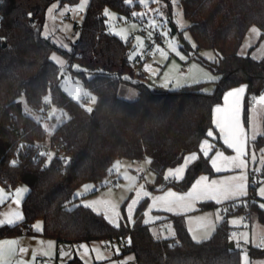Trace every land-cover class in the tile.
Masks as SVG:
<instances>
[{
  "label": "trees",
  "instance_id": "trees-1",
  "mask_svg": "<svg viewBox=\"0 0 264 264\" xmlns=\"http://www.w3.org/2000/svg\"><path fill=\"white\" fill-rule=\"evenodd\" d=\"M53 1L72 4L77 0H0V185L27 186L21 201L24 219L14 226H0V237L39 233L55 239L57 245L116 240L120 242L117 257L131 253L134 264H240V249L229 247L232 227L226 220L229 213L245 212L241 200L246 198V214L253 210L264 223V209L253 193L252 172L249 193L227 202L224 217L199 243L187 229L183 214H164L172 222L175 237L155 235L144 221L147 197L138 203L132 222L124 215L117 226L77 203L75 191L85 183L101 184L113 162L121 158L148 159L155 175L152 189L165 182L159 187L185 191L198 174H213L208 156L200 153L186 166L182 179H165L167 170L178 166L186 154L199 151L201 141L214 128L213 106L222 101L227 89L240 84L246 86L243 121L247 126L249 104L264 91V56L255 59L238 50L251 25H257L260 38L264 37V0H180L196 51L208 47L217 53L213 61L196 55L218 74L210 92L202 89L203 81L159 92L135 76L128 43L107 30L103 11L108 6L130 16L136 3L89 0L78 38L67 51L42 34L45 11ZM162 1L169 5V0ZM53 50L65 53L72 72L82 76L95 97L93 112L62 90L60 67L50 58ZM74 62L78 67H72ZM123 84L136 89L134 98L121 95ZM49 95L50 104L67 117L51 131L50 146H57L47 161L46 153H34V146L29 147L45 139L46 129L17 104L23 96L26 105L42 115L46 113L43 97ZM262 126L264 132V116ZM250 142L264 146V136ZM216 146L224 147L220 141ZM217 206L207 200L198 209ZM37 218L42 221L40 231L32 226ZM258 253L259 248L249 250L250 255ZM63 264H82V260L74 254Z\"/></svg>",
  "mask_w": 264,
  "mask_h": 264
},
{
  "label": "rangeland",
  "instance_id": "rangeland-1",
  "mask_svg": "<svg viewBox=\"0 0 264 264\" xmlns=\"http://www.w3.org/2000/svg\"><path fill=\"white\" fill-rule=\"evenodd\" d=\"M89 0H77L72 4H59L53 1L49 4L45 11V17L42 25V34L48 36L58 46L63 44L64 50L70 51L72 43L78 38L79 30L78 25L82 21L83 12L86 9ZM132 5V13L130 16L120 14L111 7L106 6L108 15H105V22L107 30L128 43L129 59L133 60V68L135 76L141 77L142 80L151 86H160L169 89H176L186 84L197 83L203 81L202 89L210 92L214 88V81H210L208 76L218 77L208 66L199 60L200 55L202 58L213 61L217 58V53L208 47H201L196 51L194 39L187 29L188 21L183 15L180 0H169V5L162 0H126ZM170 25L175 29V33H171ZM256 28L258 31L253 32L252 29ZM151 33V35H149ZM164 38V42L158 41V36ZM187 36V39H185ZM147 41L152 43L149 56L139 55L141 49L145 47ZM175 42L177 47L176 52H173L170 45ZM161 52L166 55L162 56ZM238 52L242 55L249 54L255 59L264 56V37L260 38V29L257 25H251L239 46ZM55 55L58 60L63 62V67H60L61 88L69 95L75 89L80 88L87 91L90 97H94L92 92L84 85L82 76L78 72H72L69 67V58L65 53L58 50H53L50 58ZM181 56L184 59H181ZM52 60V59H51ZM53 61V60H52ZM72 67H78L77 62H74ZM215 79V80H216ZM67 89V91H65ZM120 93L127 99H132L136 96V89L133 86L123 84ZM264 95V91L253 97L257 102L259 98ZM85 107L90 108L93 106L90 98L87 102H82ZM73 99V98H72ZM20 100L23 110L42 122L46 129V137L39 142L43 148H50V134L53 128L67 117L65 111L50 103L46 113L39 114L32 111L25 103L23 96ZM77 101L76 99H73ZM78 102V101H77ZM248 110V133L252 139L253 125H255L260 132H263L262 121L259 114L249 115L250 107ZM51 113V115H50ZM243 117V114H242ZM249 159L250 170H253V182L255 184L253 193L258 200L259 205L264 203V197L259 195V190L264 187V146L256 147L253 142H249ZM52 153L47 154V161L50 160ZM253 156L255 159H253ZM148 159L132 160L129 158L117 159L113 162L111 168L114 169L115 174H108L103 182L99 185L94 183H85L79 186L75 194L79 197L88 191L96 189L95 192H89L87 202L81 203L82 205L93 206L94 211L103 214V216L113 225H119L120 220L126 216L127 220L131 222L134 217L135 209L138 203L147 196H141L143 191L151 190L153 186L155 175L149 168ZM118 165V167H117ZM168 171V170H167ZM260 174L256 176V174ZM167 176V172H166ZM116 178L118 184L113 185L112 179ZM17 190L20 194L25 195L27 186L24 183L17 185ZM140 194V200L136 205L132 206V212L129 214L128 206L133 199L137 198V193ZM148 198V197H147ZM244 203L245 212H234L227 215V223L229 226H234L239 229L238 233L230 234V239L235 242L237 248L240 249V264H244L245 253L248 256L251 264H261L264 262V246H260V240L264 237V223L258 219L255 211L246 212L249 210L246 205V198L241 200ZM148 203V201H147ZM122 206L123 210H122ZM147 206V205H146ZM225 209V208H224ZM264 209V208H263ZM226 210L219 209H203L198 212H193L185 217V224L190 234L196 237L195 240H202L208 238L215 228L216 217L221 220ZM146 214L148 219H151L152 214ZM131 215V219H129ZM249 217L246 222L243 218ZM149 221V220H148ZM233 221H236L234 224ZM42 224L40 218L33 221L32 226L35 224ZM152 231L158 236V232L162 237H167L175 234L174 227L169 220L161 221L158 224L150 225ZM235 234V237H233ZM246 234V238H245ZM106 242L103 240H95L91 242H81L79 244L59 243L56 250L55 240L50 239L51 247H48L44 264L53 262V264H62L76 254L81 260L82 264H134L133 255L131 253L124 254L117 257L120 253L119 246H114L113 249L107 248ZM251 247L259 248L261 253L250 255L249 250Z\"/></svg>",
  "mask_w": 264,
  "mask_h": 264
},
{
  "label": "crops",
  "instance_id": "crops-1",
  "mask_svg": "<svg viewBox=\"0 0 264 264\" xmlns=\"http://www.w3.org/2000/svg\"><path fill=\"white\" fill-rule=\"evenodd\" d=\"M241 86L245 87V92L243 94H241V96L239 98V108H240L239 119H240L241 125L243 126V128L246 131L247 136H248V141L245 145L246 154L244 157H242V159H244L246 162V166L244 169L233 168L231 164L225 163L223 161V159L221 158V159L217 160V167H219L221 169L219 172H217L215 170V168L212 167V164H211V160H212V158L216 157V153L222 152L224 154V156H235L236 153H235L234 149H230L227 147L226 144H224L223 136L220 133L219 128L216 126V121L218 119H221L223 113H218L216 111V109H217V107H220L222 109L231 108L233 106V102H234L235 98L234 97H228L227 101H225V96L229 91H231L233 89H237ZM245 94H246L245 84H240V85H237V86H234V87L227 89L222 96V101L220 103L215 104L212 108V122H213L214 128L210 129V130L213 131V136L212 137L207 136L206 138H204L200 143L199 151H194V152H190V153L186 154L183 161L178 166L171 168V170H175L176 168H179V167L186 168V166L191 161H189L187 163V165H185V161H186L187 157H189L193 153H195L197 157L199 156L200 153L204 155V152L201 150V145L203 144V142L205 140H207L209 145L212 146L210 149H208V160H209V163H210L211 168L213 170V174H209V173L198 174L196 176V178L193 180L192 184L189 186V188L186 189L185 191H178L171 186H168L165 188H160L158 185H155L156 186L155 189H152V186H151L150 189L154 190V191L148 192L149 193V195L147 196L148 197V203L144 209V221L145 222H147L151 225V224L161 223V221H164V220L171 221L170 219H168L164 216L165 213L183 214L186 217V215H188L190 213L198 212L199 211V209H198L199 203L202 201H207V200H212L218 204L217 207L213 208L214 210L220 208L222 211H224L225 210L224 209L225 204L227 202H232V201L236 202L237 200L245 197L249 193V179H250V177H249V168H250V159H249V147L250 146L249 145H250V143L249 142L252 139H250V137H249L248 128H246L247 126L245 125V123L243 121V117H242ZM254 113L259 114L261 117V121H262L263 116H264V105L259 104L258 101L256 102L253 99L252 106L250 107L249 115L250 114L253 115ZM218 141H220L224 147H220V146L217 147L216 144ZM205 148L207 149V146H205ZM148 164H149V162H148ZM168 171H167V174H168ZM250 171L252 172L253 170H250ZM242 172L245 175L244 183L246 186L245 190L247 193L245 196L237 197L235 199H230V200H225L223 198V196H217L216 199L200 198V199L195 200L193 202L192 208L189 209L188 211H184L183 209H180V208H174L172 211L167 210L168 205H167L166 201L172 199V197H169L167 195L169 191L176 193L178 195H183V194L187 193L188 191H190L192 189V185H194L196 183V181L199 180L200 177H202V176L207 177V179L204 181H201L199 188H207L211 191L212 190L211 182L216 181L217 183L215 185V189H220L225 184H227L229 182L234 183V181H231V178L234 176L241 175ZM183 174H184V172L181 173L180 175L183 176ZM173 180H179V179H173ZM93 191H96V189L88 191V193L93 192ZM144 192H147V191H143V193L141 192L142 197L144 196ZM16 193H17L16 188L12 189V188H9L8 186L0 185V196L3 197V199L0 200V218H3L4 213H8L10 211H19L20 214L23 216L21 201H22V198L24 197V195H23V197L21 194H19V196H17ZM88 193L86 192L85 194H81L80 197L76 194L78 196L77 203L87 202V200H89L88 199L89 197H87ZM157 197H162L164 199L157 200L156 199ZM17 200H19L18 204L16 202ZM86 204L90 205V203H86ZM90 208H93V206L91 205ZM147 213H148V215H150L149 213L152 214L151 219H148L149 221L146 219V218H148L146 216ZM186 218H188V217H186ZM219 221H220L219 219H216V225ZM40 225L42 228V224H40ZM216 225H215V227H216ZM231 227H234V226H231ZM33 228L35 229L34 225H33ZM40 230H36V231H40ZM157 232L159 234L158 236L162 237L160 235L159 231H157ZM172 237H175V234H173L171 236H167L166 238H172ZM163 238H165V237H163ZM50 239H52V238L43 236L39 233H35V234L22 233V234L15 235V236L0 237V244L5 245V247H7L5 242L15 241L16 243L13 245L14 248L18 249V248L22 247L26 250L23 253H20L19 251H17L15 258L5 257V259L10 260L11 264H17V260L23 261V264H44L46 262L45 259H47L46 254L48 252V247L50 245ZM55 243H56V240H55ZM57 247L58 246L56 243V250H57ZM34 256H35V259H33ZM109 262L110 261L106 262L105 264H107ZM48 264H53V262H50V263L48 262Z\"/></svg>",
  "mask_w": 264,
  "mask_h": 264
},
{
  "label": "snow or ice",
  "instance_id": "snow-or-ice-1",
  "mask_svg": "<svg viewBox=\"0 0 264 264\" xmlns=\"http://www.w3.org/2000/svg\"><path fill=\"white\" fill-rule=\"evenodd\" d=\"M105 15H108L107 10H105ZM252 31L257 32L258 30L256 28H253ZM149 35H151V33H149ZM185 39H187V36H185ZM60 47L63 48L65 46L63 44H61ZM170 47H171L173 52H176L177 55H180V53L177 52L178 45L175 42H173L170 45ZM161 55L164 56L166 54L164 52H161ZM51 59L53 61H55L56 63H58L60 65V67H63V62L58 60V58L55 55H53V57ZM181 59H184V57L181 56ZM125 79H128V78L125 77ZM208 79L210 81H215L216 77L209 75ZM65 91H67V89H65ZM244 92H245L244 86H241L237 89H233V90L229 91L225 96V101H227L228 97H234L235 99L233 102V106L229 109H222L220 107H217V109H216V111L218 113H223L221 119H218L216 121V126L219 128L220 133L223 136L224 144H226L228 148L234 149L235 153H236L235 156H224V154L222 152H217L216 157L212 158V160H211L212 167L215 168V170L217 172H219L221 170L219 167H217V160L221 159V158L223 159V161L225 163L231 164L233 168L244 169L246 166V162L244 159H242V157H244L246 154L245 145L248 141V136H247V133L244 130L243 126L241 125V122L239 119V112H240L239 98H240L241 94H243ZM69 95H71L72 98L76 99L78 102L80 101L81 97H83L85 99L90 98L91 102H93V103L95 102V97H90V94L87 91H84L80 88L75 89L73 92H69ZM43 101L45 104L50 103V95L43 97ZM258 103L261 105H264V95H262L259 98ZM87 111L91 112L92 109L88 108ZM50 115H51V113H50ZM207 135L209 137H212L213 131L209 130L207 132ZM257 135L264 136V132H260L259 129L255 125H253V131H252V140L253 141L256 139ZM205 146H207V149L205 148ZM211 147L212 146L209 145L207 140H205L203 142V144L201 145V150L204 152L205 157L208 156V149H210ZM196 159H197V156L195 153H193L192 155L187 157V159L185 161V165H187V163L189 161H195ZM253 159H255L254 156H253ZM68 162L69 161H67V160L65 161L66 164ZM13 164H15V162H13ZM117 167H118V165H117ZM109 171H111V170H109ZM184 171H185L184 167H179V168H176L175 170L170 169L168 171V174L165 177V179H168V178L182 179L183 177L180 174L183 173ZM206 179H207V177H203V176L200 177V179L197 180L194 185H192V189L183 195H178L176 193L169 191L167 195L169 197H172V199L166 201V203L168 205L167 210L172 211L174 208H180V209H183L184 211H188L189 209L192 208L193 202L195 200L200 199V198L216 199L217 196H223V198L225 200H230V199H235L237 197L245 196L247 194L246 190H245L246 186L244 183L245 175L243 174V172L241 173V175L234 176L231 178V181H234V183L229 182V183L225 184L220 189H215V185L217 182L212 181L211 182V184H212V190L211 191L207 188H199L201 181H204ZM20 191H22V190H17V193H16L17 196H19ZM78 195H79V193H78ZM148 195H149L148 192H144V196H148ZM259 195L261 197H264V187L260 188ZM2 199H3V197L0 196V200H2ZM156 199L161 200L164 198L157 197ZM139 200H140V194L138 192L137 198L133 199L131 201V204L128 206L129 214H131V212H132V206L136 205L139 202ZM16 202L18 204L19 200H17ZM85 206L90 207L91 205H85ZM259 206L261 208H264V203H261ZM23 219H24V217L20 214L19 211H10L8 213H4L3 218H0V226H3V225L14 226V225L18 224V222L22 221ZM129 219H131V215H129ZM217 219H219V217H217ZM233 223L235 224L236 221H233ZM34 227L36 230L41 229V225L39 223L34 225ZM233 237H235V234H233ZM245 238H246V234H245ZM193 239L195 240L196 237L193 236ZM197 242L199 243L200 241L197 240ZM15 243H16L15 241L5 242L7 247H5V245L0 244V264H11L10 260L5 259V257L15 258L17 251H19L20 253H23L26 251L22 247L18 248V249L14 248L13 245ZM260 246H264V237H262L260 240ZM49 247H51V245H49ZM33 259H35V256L33 257ZM17 264H23V261L17 260ZM244 264H251L246 253L244 255ZM261 264H264V262H261Z\"/></svg>",
  "mask_w": 264,
  "mask_h": 264
},
{
  "label": "built area",
  "instance_id": "built-area-1",
  "mask_svg": "<svg viewBox=\"0 0 264 264\" xmlns=\"http://www.w3.org/2000/svg\"><path fill=\"white\" fill-rule=\"evenodd\" d=\"M158 41L160 42H164V38L162 36H158ZM152 47V43L150 41H147L146 44H145V47L143 49L140 50L139 52V55H142V56H149L150 54V48ZM262 90H264V87H262ZM88 99H85V98H82V102H87ZM253 102V99L251 100ZM49 107V104H45L43 102L42 104V108L43 109H48ZM33 147V151L34 153H46L48 154L49 152L54 154L56 153V146L57 144L55 143L53 146H50V148H43L38 144H33V145H29V147ZM109 170V174L110 175H114L115 174V171L114 169L110 168ZM260 174H256V176H259ZM262 178L264 179V175H262ZM173 179L172 178H168L167 181H172ZM112 183L114 186H116L118 184V180L116 178H113L112 179ZM165 182H162L159 184L160 187L164 186ZM243 220L246 222L247 220H249V217L245 215V217L243 218ZM239 232V229L236 228V227H232L229 229V234H232V233H238ZM120 244L119 241H116V240H113V241H109V242H106L105 245L107 248H110V249H113L114 246H118Z\"/></svg>",
  "mask_w": 264,
  "mask_h": 264
},
{
  "label": "water",
  "instance_id": "water-1",
  "mask_svg": "<svg viewBox=\"0 0 264 264\" xmlns=\"http://www.w3.org/2000/svg\"><path fill=\"white\" fill-rule=\"evenodd\" d=\"M170 28H171V33H175V32H176V29H175L172 25H170ZM153 89H154L155 91H159V92H166L168 88L154 86ZM17 105H18V107L21 109V102H18ZM92 112H93V111H92ZM234 245H235V244H234V241H233V240H230V241H229V247H230V248H233ZM263 251H264V250H263Z\"/></svg>",
  "mask_w": 264,
  "mask_h": 264
}]
</instances>
